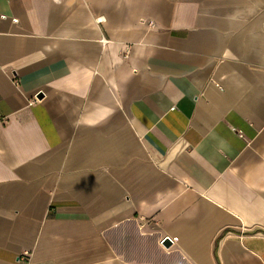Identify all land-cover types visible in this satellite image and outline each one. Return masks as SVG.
Returning <instances> with one entry per match:
<instances>
[{
	"label": "crops",
	"instance_id": "crops-1",
	"mask_svg": "<svg viewBox=\"0 0 264 264\" xmlns=\"http://www.w3.org/2000/svg\"><path fill=\"white\" fill-rule=\"evenodd\" d=\"M0 264H264V0H0Z\"/></svg>",
	"mask_w": 264,
	"mask_h": 264
},
{
	"label": "water",
	"instance_id": "water-1",
	"mask_svg": "<svg viewBox=\"0 0 264 264\" xmlns=\"http://www.w3.org/2000/svg\"><path fill=\"white\" fill-rule=\"evenodd\" d=\"M163 244H164L165 246H167V245L169 244V241H168V240H164Z\"/></svg>",
	"mask_w": 264,
	"mask_h": 264
},
{
	"label": "built area",
	"instance_id": "built-area-1",
	"mask_svg": "<svg viewBox=\"0 0 264 264\" xmlns=\"http://www.w3.org/2000/svg\"><path fill=\"white\" fill-rule=\"evenodd\" d=\"M55 1H59V0H55Z\"/></svg>",
	"mask_w": 264,
	"mask_h": 264
}]
</instances>
